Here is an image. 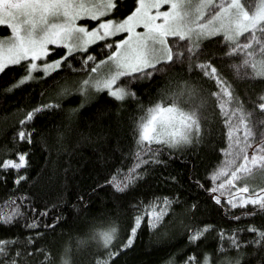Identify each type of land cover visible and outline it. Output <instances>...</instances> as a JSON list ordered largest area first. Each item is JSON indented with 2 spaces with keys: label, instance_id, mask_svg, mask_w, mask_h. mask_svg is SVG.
Returning a JSON list of instances; mask_svg holds the SVG:
<instances>
[{
  "label": "snow or ice",
  "instance_id": "obj_1",
  "mask_svg": "<svg viewBox=\"0 0 264 264\" xmlns=\"http://www.w3.org/2000/svg\"><path fill=\"white\" fill-rule=\"evenodd\" d=\"M84 19L88 22H83ZM0 26H5L9 32L0 36V74L12 65L22 69L14 83L7 85L3 92L11 93L27 84H38L41 89L42 102L27 109H17L22 113L18 129L13 133L17 145L21 141L33 144L36 129L26 125L34 122L38 115L66 111L71 122L72 114L89 103L94 94L106 92L117 104H122L128 97L139 99L133 84L160 85L156 93L158 99L147 107L138 105L143 114L133 120L131 165L127 168L118 165L107 179L98 176L99 183L93 181L94 187L89 186L87 192L82 191L76 196L72 205L76 209L75 215L92 207L93 198L101 188H110L114 197L126 195L147 176L149 165L166 163L161 159L163 155L182 156L189 147L198 149L206 144L214 149L217 134L212 127L214 113L209 111L212 97L218 99L221 116L226 117L223 125L227 128V146L219 149L224 159L207 172V177L213 184L220 178V183L206 187L201 182L203 178L194 172L190 174V182L198 190L206 191L209 199L217 205L222 203V197L217 193L226 192L227 206L223 209L226 214L238 206L250 205L264 215V188L250 183L257 176L264 181V92L259 94L261 102L253 101L260 114L246 110L239 97L234 95L232 85L212 62L218 55L213 49L227 44V52L219 53V58H232L234 54L240 57L232 65L237 77L264 78V0L255 3L248 0H0ZM246 32L249 35L244 40L241 34ZM213 40L218 42L215 46ZM96 42L100 43L102 51H107V55L97 58L90 51L89 46H95ZM50 45L62 46V54H57ZM86 49L89 50L84 51ZM77 62L79 69L75 67ZM185 62L188 78H184ZM66 68L87 72V75L72 80L60 77L59 73ZM194 69L201 71L208 80H214L217 90L206 92L203 86L193 83L190 74ZM37 72L42 75H36ZM45 80L56 85L47 98L44 93L51 89V85H46ZM73 94L82 97L79 105L63 109L64 99ZM224 98L237 107L225 111ZM63 136L64 132H57L58 139ZM257 137L258 143L254 142ZM41 140L43 142V137ZM116 147L118 150L119 145ZM29 155L27 149L15 151L14 158L6 155L0 159V171L15 170L13 183L19 184L27 177L23 169L30 164ZM3 179L6 180L7 176ZM167 179L176 181L175 176ZM252 188L254 192H250ZM176 201L183 202V198L179 194H159L143 205L152 209L146 213L149 230L159 228L162 229L159 236L168 234L171 221H167V215L174 214L172 206ZM60 203H63L62 199ZM34 204V198L25 192L12 198L9 212L0 213V223L8 227L17 218H23L22 227L27 232L25 236L17 234L0 238V264H48L50 251L46 245L36 247L34 243L44 234L37 229L52 230L58 223H63L66 216H50V210L59 204L42 208ZM140 206L139 202L133 205L137 212L125 234L126 239L118 232L116 220L112 217L85 213L87 239L95 245V251L103 252L96 256L95 264H110L121 250L133 246L145 216L139 211ZM196 206L193 202L190 207ZM241 215L250 216L252 213L245 211ZM44 217L50 218L51 223H45ZM100 224H106V227H98ZM247 228L255 235L244 240L239 236V227L185 225L189 245L194 246L207 231L215 230L220 239L217 254L235 249L234 256H223L216 264H247L255 257H259L255 264H264V226L253 223ZM74 239L75 247L79 248L85 238L69 236L61 264H71ZM17 244L21 246L16 247ZM246 247L252 250L245 251ZM175 255L173 253L162 264H175ZM212 259L208 252L202 257L190 254L180 264H211Z\"/></svg>",
  "mask_w": 264,
  "mask_h": 264
},
{
  "label": "trees",
  "instance_id": "obj_2",
  "mask_svg": "<svg viewBox=\"0 0 264 264\" xmlns=\"http://www.w3.org/2000/svg\"><path fill=\"white\" fill-rule=\"evenodd\" d=\"M6 34H9L8 29L5 26H0V36ZM220 39L223 40L222 35H220ZM217 43L216 40H213V46ZM89 49L97 58L108 54L106 50H101L99 42H96L95 46L90 45ZM213 50L218 55L212 62L232 85L234 95L239 97L246 110H255L259 115V110L254 108L253 101L261 102L259 94L264 92V78L237 77L232 65L240 57L234 54L232 58H219V53L227 52V44ZM55 51L57 54H62V46H56ZM78 56L79 52L77 58ZM186 63L184 78L189 76ZM75 67L79 69L80 64L77 62ZM90 68L91 65H89ZM21 71L19 66L12 65L8 66L6 72L0 74V159L6 155H12L14 158L15 151L27 149L30 152V164L23 169V172L27 173V177L19 184L13 183L15 170L0 171V213L9 212L12 207V198L25 192L34 198L35 207L42 208L46 205L56 206L59 204L50 210V216L55 218L58 215H65L66 219L47 232L42 227H38L37 230L44 234L39 241L34 242L36 247L44 244L50 251L51 256L48 264H61L65 243L68 242L69 236L85 238L79 248L75 247L74 239L70 252L71 264H95L96 256L102 255L103 252L95 251V245L87 239L88 223L85 213L98 217L101 215L112 217L116 220L118 232L126 239L125 234L131 227L132 219L137 212L133 205L138 202L141 203L139 211L144 212L145 216L138 229L134 244L121 250L116 257L110 260V264H162L173 253L176 254L175 264H180V261L190 254L202 257L205 252L212 254L211 264H216V261L223 256H234L235 249L229 248L227 251L217 254L216 249L220 239L215 230L207 231L194 246L189 245L185 225L212 224L224 229L239 227L241 229L239 236L244 240L255 235L248 230L247 225L255 223L258 227L264 226V215L257 212L253 206H238L226 214L223 209L227 206V202L222 200V203L217 205L209 199L206 191L198 190L197 186L190 182V174L194 172L203 178L201 182L206 187H214L215 184L207 177V172L224 159V154L219 149L227 146V128L223 125V119L226 117L221 116L218 99L215 97L209 99V111L214 113L212 127L214 133L217 134L214 149L206 144L198 149L189 147L182 156L163 155L161 159H164L166 163L149 165L147 176L139 181L137 186L127 191L126 195L114 197L110 188H101L93 198L95 202L92 207L75 215L76 209L72 205L76 196L82 191L87 192L89 186L94 187L93 181L99 183L98 176L107 179L108 174L115 171L118 165L122 168L131 165L133 161L132 145L134 144L131 131L133 120L143 114L138 105L143 104L147 107L150 102H154V99H158L156 93L160 85L147 82L135 83L132 87L139 99L128 97L122 104H117L108 97L106 92L94 94V98L89 103L72 114L71 122H69L66 111L38 115L34 122L26 125V127L36 129L33 133V144L29 145L26 141H21L17 145L13 140V133L18 129L19 120L22 118V113L17 109H27L42 102L41 89L38 84H27L11 93L3 92L7 85L14 83ZM85 73L87 72H74L72 69L66 68L59 75L68 79ZM36 75L39 76L42 73L37 72ZM190 76L192 82L203 86L206 92L217 90L215 81L203 77L201 71L194 69ZM55 79L56 77H53V80ZM44 83L51 85V89L44 93V98H47L52 95L56 85L51 80H45ZM161 83L163 82L161 81ZM81 99L80 94L66 97L63 101V109L76 107ZM224 99L225 111L237 107L231 100ZM118 109L119 111H117ZM58 131L64 132L62 139H58ZM117 144L119 145L118 150ZM123 153H128V155L124 156ZM109 156H111L110 160ZM193 165L195 166L193 167ZM5 175L7 176L6 180L3 179ZM171 176H175L176 181L167 179ZM250 183L264 188V181L259 176ZM254 190L252 188L250 192ZM168 193L179 194L183 198V202L176 201L173 204L174 214L167 215V221H171L168 234L159 236L162 229L149 230L147 226L146 213L152 209H146L143 205L148 204L153 195ZM61 199L63 200L62 204L60 203ZM193 202L197 205L195 208L190 207ZM70 208L71 212H69ZM245 211L252 215L242 216L241 213ZM28 215L31 216L32 213L29 212ZM42 219L45 223H51V219L48 217ZM24 223L23 218H17L10 227L0 223V238L17 234L27 235L22 227ZM97 226L106 227V224ZM118 244L119 239L116 241V246ZM20 246L16 245V247ZM225 246L227 247V245ZM244 250L251 251L252 248L246 247ZM256 259L259 257L249 260L247 264H255Z\"/></svg>",
  "mask_w": 264,
  "mask_h": 264
},
{
  "label": "rangeland",
  "instance_id": "obj_3",
  "mask_svg": "<svg viewBox=\"0 0 264 264\" xmlns=\"http://www.w3.org/2000/svg\"><path fill=\"white\" fill-rule=\"evenodd\" d=\"M248 2L249 3H255L256 2V0H248ZM83 22H85V23H87L88 22V20L87 19H84V21ZM140 30H142V29H140ZM7 35V34H6ZM118 36H119V34H117ZM220 35H222V34H220ZM248 35H249V33H242L241 34V36L244 38V40H246L247 38H248ZM2 36H4V35H2ZM243 42V41H242ZM50 47H53L54 49H55V47L56 46H52V45H50ZM51 58H54V57H51ZM85 75H87V73H85L84 75H77V76H73V77H70V78H68V80H72V79H74V78H77V77H81V76H85ZM241 132H242V129L240 130ZM254 142H259V138L257 137V138H255V141ZM249 152H251V148L249 149ZM227 173L226 174H224V179H226L227 178ZM220 183V178H218L217 179V181H216V183H215V186L216 185H218ZM214 186V187H215ZM254 192V191H253ZM217 194H219L221 197H222V200H224L225 202H227V194H226V192H219V193H217Z\"/></svg>",
  "mask_w": 264,
  "mask_h": 264
}]
</instances>
